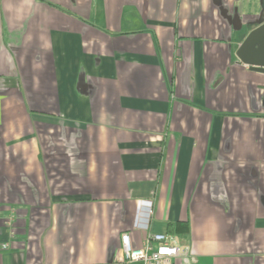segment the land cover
<instances>
[{
    "label": "crops",
    "instance_id": "crops-1",
    "mask_svg": "<svg viewBox=\"0 0 264 264\" xmlns=\"http://www.w3.org/2000/svg\"><path fill=\"white\" fill-rule=\"evenodd\" d=\"M264 0H0V264H264ZM170 233V232H169Z\"/></svg>",
    "mask_w": 264,
    "mask_h": 264
},
{
    "label": "built area",
    "instance_id": "built-area-1",
    "mask_svg": "<svg viewBox=\"0 0 264 264\" xmlns=\"http://www.w3.org/2000/svg\"><path fill=\"white\" fill-rule=\"evenodd\" d=\"M153 201L141 199L137 201L134 217V228L147 232L145 243L141 247L133 244L129 232L121 234V245L126 260L142 264H173L181 254L178 238L169 232H151L153 218Z\"/></svg>",
    "mask_w": 264,
    "mask_h": 264
},
{
    "label": "water",
    "instance_id": "water-1",
    "mask_svg": "<svg viewBox=\"0 0 264 264\" xmlns=\"http://www.w3.org/2000/svg\"><path fill=\"white\" fill-rule=\"evenodd\" d=\"M237 55L252 69L264 72V23L247 35L240 45Z\"/></svg>",
    "mask_w": 264,
    "mask_h": 264
},
{
    "label": "trees",
    "instance_id": "trees-1",
    "mask_svg": "<svg viewBox=\"0 0 264 264\" xmlns=\"http://www.w3.org/2000/svg\"><path fill=\"white\" fill-rule=\"evenodd\" d=\"M184 230H186V225L183 223H170L169 225V232L171 234L177 235L181 232H183Z\"/></svg>",
    "mask_w": 264,
    "mask_h": 264
}]
</instances>
